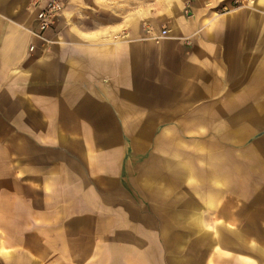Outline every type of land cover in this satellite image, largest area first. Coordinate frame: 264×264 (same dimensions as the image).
Listing matches in <instances>:
<instances>
[{
	"label": "crops",
	"instance_id": "crops-1",
	"mask_svg": "<svg viewBox=\"0 0 264 264\" xmlns=\"http://www.w3.org/2000/svg\"><path fill=\"white\" fill-rule=\"evenodd\" d=\"M37 1L0 0V264H264L238 218L203 228L215 195L146 200L180 178L264 209V0L250 25L208 0H60L43 31Z\"/></svg>",
	"mask_w": 264,
	"mask_h": 264
},
{
	"label": "rangeland",
	"instance_id": "rangeland-1",
	"mask_svg": "<svg viewBox=\"0 0 264 264\" xmlns=\"http://www.w3.org/2000/svg\"><path fill=\"white\" fill-rule=\"evenodd\" d=\"M168 3H170V1ZM252 6L253 0H208L203 4V7L209 10L213 19L222 15H238L242 19L240 22L242 25L251 24L248 18L245 19V15L246 11ZM134 7H136L135 4L131 6V10L134 9ZM189 10L190 9L187 7V11L185 12H189ZM189 14L193 15L191 12H189ZM215 14L216 16H214ZM257 27H259V25H256L255 27L253 25V55L260 57L264 56V31H259ZM189 184H192V182ZM200 184L201 183H193V187L192 185L188 186L186 181L178 178V191L176 193L170 194L163 192L161 195L153 192L146 193L147 201H156V208L148 211L151 213L154 211L156 213L155 215L161 216L162 218L169 217L171 215L180 216L181 214L189 211V209L185 208L183 205V202H185V200L189 197V193H191L186 191V189L196 188L198 190L197 193L201 194V196L207 195V193L211 194L212 196L215 195L214 208L203 210L202 220L205 222L203 224V228L209 230L214 229L216 226L215 224L218 222V218H238L236 222H242L241 224L228 226L233 228H242L243 230L253 228V240L264 247V223H253V225L246 223L248 222V218H253V222H263L264 209L232 207L233 204H241L243 199L240 197H234L233 194L227 192H203L201 191L202 186ZM202 198H204V196H202ZM196 199L201 201L199 198ZM175 206H177V208ZM195 244H197L196 241Z\"/></svg>",
	"mask_w": 264,
	"mask_h": 264
},
{
	"label": "built area",
	"instance_id": "built-area-1",
	"mask_svg": "<svg viewBox=\"0 0 264 264\" xmlns=\"http://www.w3.org/2000/svg\"><path fill=\"white\" fill-rule=\"evenodd\" d=\"M35 5V21L40 31L51 27L63 8L60 0H42L37 1ZM165 32L163 29L162 34Z\"/></svg>",
	"mask_w": 264,
	"mask_h": 264
}]
</instances>
